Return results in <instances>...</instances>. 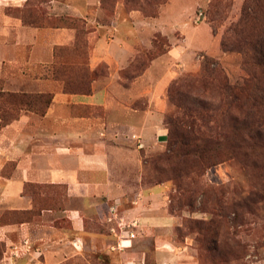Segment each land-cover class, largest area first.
I'll list each match as a JSON object with an SVG mask.
<instances>
[{
	"label": "rangeland",
	"instance_id": "rangeland-1",
	"mask_svg": "<svg viewBox=\"0 0 264 264\" xmlns=\"http://www.w3.org/2000/svg\"><path fill=\"white\" fill-rule=\"evenodd\" d=\"M246 1L23 0L19 6H5L8 18L0 22V153L13 147L16 126L25 116L33 119L27 125L43 128L36 136L40 144L46 143V114L62 104L72 114H92L102 121L121 108L136 113L132 114L136 123L140 115L150 113L163 133L131 135L138 163L132 169L137 179L131 186L139 192L122 199L118 211L141 201L144 210L162 207L174 223L162 228L161 236L167 240L163 242L169 244L165 248L150 236L141 238L145 232L133 218L113 223L86 215L87 233L103 241H72L70 222L58 220L69 241H16L11 234L10 241L0 238V264H177L167 252L180 249L196 264H264V191L252 182L246 167L227 160L208 168L193 183L189 178L179 180L164 157L167 119L182 114L191 96L205 93L203 86L189 80L182 87L172 88V84L191 75L202 76L210 58L218 61L232 83H242L247 76L242 53L222 48L227 30L241 22ZM103 90L109 94L106 104L56 101L60 95ZM135 157L131 156L133 166ZM1 159L0 226L41 220L46 208L77 206L64 185L25 181L22 194L32 197L31 208H11L1 193L8 180L18 176L16 161ZM209 185L222 187L229 200L238 202L247 201L254 191L251 196L257 203L236 219L233 213L222 216L212 211L210 197L201 199L199 192H191ZM157 189L162 192L159 200L147 197ZM182 189L196 198L193 206L178 205ZM191 221L222 223L200 234L188 228ZM131 233L135 234L132 240H143L127 245L112 239L116 234L126 239Z\"/></svg>",
	"mask_w": 264,
	"mask_h": 264
},
{
	"label": "crops",
	"instance_id": "crops-1",
	"mask_svg": "<svg viewBox=\"0 0 264 264\" xmlns=\"http://www.w3.org/2000/svg\"><path fill=\"white\" fill-rule=\"evenodd\" d=\"M22 2L0 0V22L8 18L3 11L6 5L19 6ZM68 99L81 105L106 104L109 94L103 90L93 94L56 97V101L61 102H68ZM61 106L59 110L51 108L46 114L44 144H40L36 136L43 128L27 125L32 123V117L25 116L18 122L13 147L0 153V159L7 157L16 161L18 176L8 180L1 194L11 208L28 209L31 208L32 197L22 194L25 181L64 185L68 196L77 206L63 210L46 208L41 213V220L1 225L0 238L10 241L9 236L14 234L16 241H69L67 230L56 224L58 220L67 219L72 227L70 231L75 236L72 241H100L102 239L97 234H88L85 228L86 215H96L103 221L110 220L113 223L120 222V219H136L135 223L139 222V228L145 232L141 238L150 236L161 247L167 248L169 244L163 242L167 240L161 236L162 228L171 227L174 219L166 215L162 207L145 208V211L141 201H134L135 204H128L130 208L118 211L121 200L133 197L139 190L131 186V182L137 179L132 169L138 167L130 146L131 135H161L163 129L157 126V119H150L151 114L144 113L136 123L132 120V114L136 113L121 108L113 112L109 120L102 121L92 114H72L63 109L66 108L64 104ZM133 155L134 166L131 159ZM151 195L159 200L162 192L157 189L147 197ZM116 236L112 239L126 242L127 245L130 241L143 240ZM184 250L167 252V255L174 258L177 264H196Z\"/></svg>",
	"mask_w": 264,
	"mask_h": 264
},
{
	"label": "trees",
	"instance_id": "trees-1",
	"mask_svg": "<svg viewBox=\"0 0 264 264\" xmlns=\"http://www.w3.org/2000/svg\"><path fill=\"white\" fill-rule=\"evenodd\" d=\"M243 11L241 22L224 35L222 48L242 53L247 76L242 83H232L218 61L210 58L204 63L202 76L191 75L172 84V88L182 87L189 80L203 86L205 93L203 97L191 96L182 114L167 119L169 137L164 157L172 163L179 180L189 178L193 183H198L211 166L236 160L264 191V0H247ZM182 190L179 206H193L196 198H192V193L199 192L201 199L210 197L212 211H219L222 216L233 213L235 219L245 209L251 212L250 207L257 203L251 196L256 194L254 191L247 201L238 202L229 200L222 187L209 185L201 191L193 189L192 193ZM190 223V230L196 228L203 234L207 233L205 228L220 226L222 221ZM216 233L219 235V231ZM2 255L0 243V259Z\"/></svg>",
	"mask_w": 264,
	"mask_h": 264
},
{
	"label": "built area",
	"instance_id": "built-area-1",
	"mask_svg": "<svg viewBox=\"0 0 264 264\" xmlns=\"http://www.w3.org/2000/svg\"><path fill=\"white\" fill-rule=\"evenodd\" d=\"M135 236V234L134 233H131V237L133 238Z\"/></svg>",
	"mask_w": 264,
	"mask_h": 264
}]
</instances>
